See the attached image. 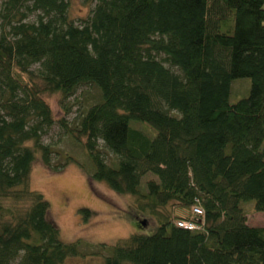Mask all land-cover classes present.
I'll use <instances>...</instances> for the list:
<instances>
[{"label":"trees","instance_id":"16d2710c","mask_svg":"<svg viewBox=\"0 0 264 264\" xmlns=\"http://www.w3.org/2000/svg\"><path fill=\"white\" fill-rule=\"evenodd\" d=\"M84 1L75 18L67 0H0V264L79 253L29 171L35 158L50 170L74 160L41 141L54 122L42 94L59 92L68 112L86 83L97 98L56 121L86 151L89 179L157 219L151 233L85 241L105 249L102 264H264V224L241 205L264 211V0ZM239 76L248 92L229 101Z\"/></svg>","mask_w":264,"mask_h":264},{"label":"rangeland","instance_id":"374dc122","mask_svg":"<svg viewBox=\"0 0 264 264\" xmlns=\"http://www.w3.org/2000/svg\"><path fill=\"white\" fill-rule=\"evenodd\" d=\"M67 2L68 14L75 18L85 16L91 7V3L88 4L84 0H67ZM1 23L0 18V25ZM164 63L166 65V62ZM249 83L247 76L233 78L230 82L228 100L234 101L246 95ZM42 96L50 106L54 122L41 135V141L51 144L56 150L71 153L74 160L68 161L58 170H50L35 158L30 165L29 185L39 190L48 200L51 217L58 225L59 238L62 241L77 238L81 240L78 245L79 253L67 255L61 264H102L103 256L107 254L105 249L97 253L95 252L98 251L97 247L85 241L93 244L100 242L111 244L117 238L132 232L151 233L156 228L157 219H149L146 212L139 210V205H136L138 195L117 192L104 180L89 179L84 172L85 169L80 166V163L86 165L85 158L82 157L85 156L86 151H83L79 144L73 143L56 121L62 115L67 120H71L79 109L95 100L97 98L95 87L88 83L78 86L67 98L72 102L68 112L63 109V104L67 102L60 100L59 92H44ZM133 126L148 129L143 123L134 122ZM152 131L154 132V129ZM99 144H101L100 140ZM104 154L105 160L108 161L111 154L105 150ZM51 160L61 161L60 154L53 153ZM150 176L151 174L143 175L141 184L143 185L144 179ZM241 205L248 223L264 224V211L255 210L252 200H244ZM79 207H87L91 210L86 218L81 215ZM140 217H147L148 220L139 223Z\"/></svg>","mask_w":264,"mask_h":264},{"label":"built area","instance_id":"2783aa9c","mask_svg":"<svg viewBox=\"0 0 264 264\" xmlns=\"http://www.w3.org/2000/svg\"><path fill=\"white\" fill-rule=\"evenodd\" d=\"M196 212H200L201 209L198 208V207H194L193 208ZM177 224L178 225H181V226H185V227H192L193 226V223L189 222V221H177Z\"/></svg>","mask_w":264,"mask_h":264}]
</instances>
